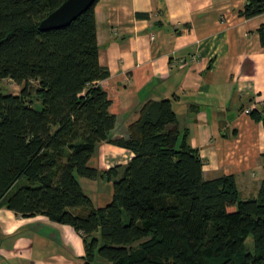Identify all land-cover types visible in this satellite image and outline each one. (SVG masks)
Listing matches in <instances>:
<instances>
[{
  "label": "trees",
  "instance_id": "obj_1",
  "mask_svg": "<svg viewBox=\"0 0 264 264\" xmlns=\"http://www.w3.org/2000/svg\"><path fill=\"white\" fill-rule=\"evenodd\" d=\"M66 1L0 0V206L72 226L83 236L84 264H264V180L244 200L234 176L205 179L172 99L147 101L128 138L113 139L98 0L66 28H39ZM240 15H264V0H247ZM258 33L264 45V25ZM6 79L21 92H4ZM250 115L264 130V109ZM103 143L134 156L100 171L91 160ZM80 178L112 182L109 204L97 207Z\"/></svg>",
  "mask_w": 264,
  "mask_h": 264
},
{
  "label": "crops",
  "instance_id": "obj_2",
  "mask_svg": "<svg viewBox=\"0 0 264 264\" xmlns=\"http://www.w3.org/2000/svg\"><path fill=\"white\" fill-rule=\"evenodd\" d=\"M246 2L98 0L95 17L100 64L110 72L100 85L117 117L111 137L128 138L147 101L172 99L179 129L188 130L204 162L205 179L232 175L249 200L264 180L263 126L245 112L264 109L258 33L264 15L242 17ZM133 156L103 143L91 163L107 171ZM111 197L92 200L105 207ZM85 253L83 236L72 226L0 206V264H84Z\"/></svg>",
  "mask_w": 264,
  "mask_h": 264
},
{
  "label": "water",
  "instance_id": "obj_3",
  "mask_svg": "<svg viewBox=\"0 0 264 264\" xmlns=\"http://www.w3.org/2000/svg\"><path fill=\"white\" fill-rule=\"evenodd\" d=\"M95 2L96 0H67L42 20L39 28L43 32L66 28Z\"/></svg>",
  "mask_w": 264,
  "mask_h": 264
},
{
  "label": "rangeland",
  "instance_id": "obj_4",
  "mask_svg": "<svg viewBox=\"0 0 264 264\" xmlns=\"http://www.w3.org/2000/svg\"><path fill=\"white\" fill-rule=\"evenodd\" d=\"M37 82L35 81H31L28 84V87L32 89L33 92V97L32 99L35 101V107L38 110H41L42 108V104L41 101L36 99V95H35V89L37 87ZM23 86H20L18 84H16L15 82H13L10 79H6L2 82L1 84V88L4 92H8L11 94H18L21 92ZM94 165V164H93ZM91 163V166H93ZM82 184L84 185L85 188V192L88 196H90L91 198L95 199L97 196H101L103 194H111L112 193V187L113 184L112 182H109L107 180L103 181L102 178H100L99 182H90L91 180L89 179H84V178H80ZM88 182V183H87ZM24 182H21V185H23ZM90 183H92L90 186H88ZM20 185V186H21ZM111 190V192H109ZM99 204V203H96ZM126 222H128V218H126Z\"/></svg>",
  "mask_w": 264,
  "mask_h": 264
},
{
  "label": "built area",
  "instance_id": "obj_5",
  "mask_svg": "<svg viewBox=\"0 0 264 264\" xmlns=\"http://www.w3.org/2000/svg\"><path fill=\"white\" fill-rule=\"evenodd\" d=\"M245 112H246V114H250L251 110L248 109V110H246Z\"/></svg>",
  "mask_w": 264,
  "mask_h": 264
}]
</instances>
